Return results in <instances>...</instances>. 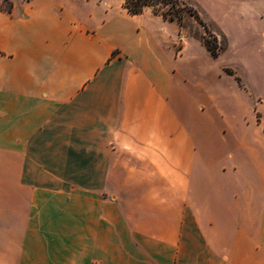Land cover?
<instances>
[{"label":"crops","instance_id":"1","mask_svg":"<svg viewBox=\"0 0 264 264\" xmlns=\"http://www.w3.org/2000/svg\"><path fill=\"white\" fill-rule=\"evenodd\" d=\"M178 35L102 1L0 10V264H264V120L187 98Z\"/></svg>","mask_w":264,"mask_h":264},{"label":"rangeland","instance_id":"2","mask_svg":"<svg viewBox=\"0 0 264 264\" xmlns=\"http://www.w3.org/2000/svg\"><path fill=\"white\" fill-rule=\"evenodd\" d=\"M13 1L0 0V10H8ZM123 1L102 0V3L120 9ZM183 1L198 12L223 48L213 59L203 45L204 29L189 14L180 24L172 22L179 34L175 53L185 45L181 81L187 98L192 93H202L205 104L212 98L216 118H245L252 132L260 131L255 118L264 120V0ZM170 82L176 80L171 77Z\"/></svg>","mask_w":264,"mask_h":264},{"label":"trees","instance_id":"3","mask_svg":"<svg viewBox=\"0 0 264 264\" xmlns=\"http://www.w3.org/2000/svg\"><path fill=\"white\" fill-rule=\"evenodd\" d=\"M8 1V0H3ZM102 1V0H96ZM122 8L127 12L130 16L140 15L145 9L149 8L151 12L160 16L166 21L169 22H178L181 23L182 19L186 14L192 16L196 22L204 29L206 38L203 39V45L205 49L208 51L210 56L213 59H216L220 53L223 51V48L219 46L217 42L216 36H213V33L209 30L207 24L201 19L198 12L190 7L183 0H124L122 4ZM12 9V5L5 12L10 13ZM209 39H213L212 43ZM115 52H113V55ZM228 75L233 76L231 73ZM258 117V116H257ZM258 122L259 119H257ZM264 131V126H263Z\"/></svg>","mask_w":264,"mask_h":264}]
</instances>
